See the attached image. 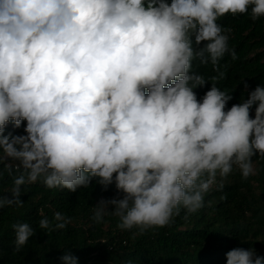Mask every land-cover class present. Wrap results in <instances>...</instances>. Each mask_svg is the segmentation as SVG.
<instances>
[{
    "label": "clouds",
    "instance_id": "9594fccd",
    "mask_svg": "<svg viewBox=\"0 0 264 264\" xmlns=\"http://www.w3.org/2000/svg\"><path fill=\"white\" fill-rule=\"evenodd\" d=\"M249 10L254 21L264 17V0H0V163L13 180L0 209L23 206L21 185L75 192L96 178L123 197L101 200L92 219L111 214L142 234L181 208H202L233 166L253 175L252 158L264 157V86L226 109L232 94L215 83L197 99L207 80L192 71L194 60L237 59L231 29L217 21ZM23 121L26 135L4 134ZM41 216L38 227L49 231L71 222ZM12 227L19 252L35 229ZM61 260L78 258L66 249ZM226 264H264V256L236 247Z\"/></svg>",
    "mask_w": 264,
    "mask_h": 264
},
{
    "label": "trees",
    "instance_id": "16d2710c",
    "mask_svg": "<svg viewBox=\"0 0 264 264\" xmlns=\"http://www.w3.org/2000/svg\"><path fill=\"white\" fill-rule=\"evenodd\" d=\"M217 23L231 29L226 33L228 46L235 50L237 59L226 54L218 66L194 60L192 71L207 80L195 89L197 99L215 83L232 94L227 109L246 99L258 85L264 86V17L254 21L249 10L235 16L226 14ZM220 72L224 77L213 81L211 78ZM254 115L255 106L250 110V116ZM25 125L23 121L15 128L9 122L4 134L26 135ZM252 161L255 172L247 179L233 166L227 177H217V185H224L222 189L213 185L205 193L202 208L191 214L181 208L168 225L149 228L142 234L135 228L120 229L119 218L111 214L99 223L92 219L94 206L101 200L123 197L114 183L105 190L93 178L89 187L75 192L49 189L39 181L21 185L23 206L0 209V264H64L61 256L66 249L78 258L77 264H226V253L236 247H252L257 255L264 256V157L257 154ZM12 186V177L0 163V195L10 197L7 192ZM41 211L50 221L60 212L71 222L59 230L40 229ZM17 223H29L35 235L14 252L12 226Z\"/></svg>",
    "mask_w": 264,
    "mask_h": 264
}]
</instances>
